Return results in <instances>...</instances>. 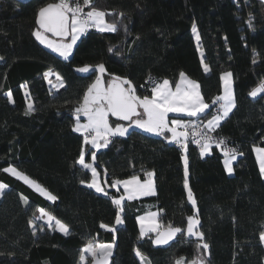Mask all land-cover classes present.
<instances>
[{
	"label": "trees",
	"instance_id": "16d2710c",
	"mask_svg": "<svg viewBox=\"0 0 264 264\" xmlns=\"http://www.w3.org/2000/svg\"><path fill=\"white\" fill-rule=\"evenodd\" d=\"M49 2L54 0H0V57H4L0 60V182L8 185L0 196V264H80L81 249L89 241L114 245L109 264H140L135 249L150 264H174L180 257L191 260L197 254L195 238L178 234L162 248L152 246L154 233L140 236L137 216L152 209H157L158 223L164 227L186 228L187 217L195 215L209 245L207 264H264V244L259 239L264 231V176L252 149L264 147V94L248 95L264 81V0H95L101 10L124 13L119 19L106 17L117 21L118 30L89 29L67 60L32 34L37 10ZM250 14L255 31L247 25ZM99 63L105 65L106 80L109 74L127 77L141 96L150 94L151 85L145 86L148 74L175 85L184 72L199 83L209 104L221 94V73H232L236 107L215 133L243 155L237 156L229 174L221 149L213 145L201 157L197 146L188 143L195 211L184 188L182 150L163 136L136 127L124 137L112 138L97 154L95 166L109 195L80 183L89 182L91 172L75 163L83 136L73 131V110L96 73L77 69ZM49 70L63 78L65 87L58 92L44 79ZM49 78L57 82L55 75ZM9 91L12 103L5 95ZM29 102L35 111L25 115ZM110 119L114 126L116 119ZM85 159L91 162V152L86 151ZM9 164L57 199L50 201L4 173ZM144 171L154 172L156 194L125 200L124 222L116 225L112 198L123 192L110 187L112 180L144 178ZM21 194L28 205L22 203ZM40 208L67 224L69 234L37 221ZM30 220L34 225H29ZM102 223L109 228H102Z\"/></svg>",
	"mask_w": 264,
	"mask_h": 264
},
{
	"label": "snow or ice",
	"instance_id": "6c2138e0",
	"mask_svg": "<svg viewBox=\"0 0 264 264\" xmlns=\"http://www.w3.org/2000/svg\"><path fill=\"white\" fill-rule=\"evenodd\" d=\"M116 15L117 19L124 16V13L106 12L95 6V0H54L38 9L36 14L37 28L33 31V36L41 44L51 49L61 58L67 60L72 54L73 46L89 29H97L100 32H116L118 23L116 20L109 22L106 17ZM248 28L255 31L252 16L250 14L247 21ZM125 31L127 28L125 27ZM193 33L199 44L200 36L196 25L193 24ZM113 49L109 48V52ZM254 51L253 63H256V53ZM202 66L205 73L210 71L209 66L203 61ZM4 60V57H0ZM81 73L95 72V79L88 84L82 98L78 101V106L73 110L75 123L73 131L83 136V144L80 148L79 157L75 163L82 169L91 172V180L88 187L94 188L96 192L108 196L109 193L101 186L99 173L97 172L96 160L100 149L108 147L114 137H124L129 129L135 126L145 132L163 136L169 143H174L182 150L181 159L184 164V188L187 190V199L191 202L194 211L196 210V200L192 190L189 187V161L187 148L189 141L196 144L200 149L201 157L209 154L213 145L223 152L225 171L231 174L233 172V162L238 155H243L235 147H227L226 138L213 136V133L221 126V122L229 117V114L236 107L232 73L223 72L220 75L222 83V94L213 98L212 103H206L201 93L200 85L197 81L180 72V79L175 83V88L168 79L157 80L151 75L145 81V86L151 85L150 95H138L137 89L127 77L115 74H109L110 79H105L106 68L103 63L94 66L84 65L78 68ZM55 75L56 83L49 78ZM44 79L50 87L57 92L65 87L63 78L59 73L49 70L44 73ZM142 86V87H145ZM22 87H26L22 86ZM264 94V81H261L256 87L248 93L250 97H257ZM8 101L13 102L12 92L5 93ZM215 109L210 119L203 121L201 117ZM35 111L33 103H27L25 115ZM169 113L183 114L188 119L176 118L169 121ZM84 122H81V117ZM111 117L116 118V122L111 121ZM121 122H127L125 125ZM170 134V135H169ZM91 146L86 148V146ZM86 151L91 152V162H86ZM253 151L257 154L260 173L264 176V147L253 146ZM4 173H10L12 176L22 180L26 185L34 188L42 196L50 201H55L57 197L31 179L23 171L9 164L2 169ZM105 175L107 170L105 169ZM86 183L85 180L80 181ZM107 183V181H105ZM122 186L124 193L119 198H112V203L116 206L115 224H123L124 201L134 200L141 196L156 194L154 183V172L144 171V179L138 175H131L126 179H113L110 187L118 188ZM8 188L3 182H0V196ZM20 199L25 205L29 204L27 197L21 194ZM40 215L36 220H43L49 229L68 235L69 226L57 219L45 209H38ZM163 211V210H161ZM157 212H149L144 216H137L140 224V236L144 237L148 233H155L156 238L152 241L154 245H167L170 241L180 234L188 238H195L196 255L191 260H185L184 257L177 258L174 264H207V253L209 245L204 240V234L199 230L200 221L195 215L187 217L186 228L175 227L169 224L163 231V225L157 223ZM35 221L30 220L29 225H34ZM102 228H109L108 225L101 224ZM43 230V229H41ZM110 230L115 231V227ZM35 235V231H34ZM259 239L264 244V231L259 233ZM114 245L111 243L103 244L89 241L82 249L80 254V264H86L87 256L91 257L92 264H109V257L112 255ZM135 254L140 260V264H150V261L143 254L135 249ZM202 251L203 254H200Z\"/></svg>",
	"mask_w": 264,
	"mask_h": 264
},
{
	"label": "crops",
	"instance_id": "0c3cea01",
	"mask_svg": "<svg viewBox=\"0 0 264 264\" xmlns=\"http://www.w3.org/2000/svg\"><path fill=\"white\" fill-rule=\"evenodd\" d=\"M73 48H74V46H73ZM230 72V71H229ZM187 76V75H186ZM188 77V76H187ZM189 78V77H188ZM165 79V78H164ZM180 79V77L178 78V80ZM191 79V78H190ZM163 80V79H162ZM194 80V79H193ZM177 82V81H176ZM171 84V83H170ZM258 85V84H257ZM256 85V86H257ZM171 86L173 87V89L175 88V85H172L171 84ZM256 86H254V87H256ZM253 87V88H254ZM222 91H223V89H222ZM222 91H221V94H222ZM234 93V92H233ZM169 115H170V117L171 116H173V117H169V121H171L172 119H176V118H180V116L181 117H183L184 115L183 114H176V113H169ZM178 116V117H177ZM211 118V115L210 116H208V118L207 119H210ZM182 119H184V118H182ZM83 121V119H81V122ZM204 121H206V120H204ZM170 135V134H169ZM256 147H260V146H257V145H255ZM253 149V148H252ZM255 153V152H254ZM255 157H256V160H257V154L255 153ZM223 160H224V157L222 158V162H223ZM258 162V161H257ZM224 164V163H223ZM258 165H259V163H258ZM97 172L99 173V180H100V183H101V186L102 187H104L105 188V186H104V184H103V182L101 181V177H100V172L98 171V169H97ZM228 173V172H227ZM232 174V173H231ZM128 178V177H127ZM144 178H141V180H143ZM91 180V179H90ZM87 183V182H86ZM154 183H155V180H154ZM87 185H88V183H87ZM121 190H122V192L124 193V190H123V187L122 186H118ZM32 188V187H31ZM34 189V188H33ZM94 189V188H93ZM106 189V188H105ZM35 190V189H34ZM95 190V189H94ZM36 191V190H35ZM38 192V191H37ZM39 193V192H38ZM40 194V193H39ZM101 194H103V193H101ZM43 197H45V196H43ZM46 198V197H45ZM139 198V197H138ZM149 212H157L158 213V211H157V209H152V210H150V211H146V212H142V213H140V215L139 216H144L146 213H149ZM156 221H157V223H158V216L156 217ZM138 222V221H137ZM53 223H54V221H53ZM138 226H140V224L138 223Z\"/></svg>",
	"mask_w": 264,
	"mask_h": 264
},
{
	"label": "water",
	"instance_id": "95a60500",
	"mask_svg": "<svg viewBox=\"0 0 264 264\" xmlns=\"http://www.w3.org/2000/svg\"><path fill=\"white\" fill-rule=\"evenodd\" d=\"M19 2H23V3H25V2H28V1H30V0H18ZM50 3V2H49ZM44 6V5H43ZM37 12H38V10H37ZM37 14V13H36ZM35 21H36V17H35ZM37 26V25H36ZM114 118V117H113ZM116 119V118H115ZM176 227H178V226H176ZM167 227H164L163 229H161L162 231L164 230V229H166ZM177 237L178 236H176L175 238H174V240H172V241H170L167 245H154L153 243H152V241L156 238V234L154 233L153 234V236H152V240H151V243H152V246H154V247H162V248H165V246H168V245H170L172 242H174L176 239H177Z\"/></svg>",
	"mask_w": 264,
	"mask_h": 264
},
{
	"label": "rangeland",
	"instance_id": "374dc122",
	"mask_svg": "<svg viewBox=\"0 0 264 264\" xmlns=\"http://www.w3.org/2000/svg\"><path fill=\"white\" fill-rule=\"evenodd\" d=\"M177 81H178V80H177ZM150 94H151V93H150ZM150 94H149V95H150ZM214 112H215V110H214L210 115H212ZM210 115H209V116H210ZM169 117H170V115H169ZM171 117H173V116H171ZM171 117H170V118H171ZM177 117H178V116H177ZM180 118L188 119V117H186V116H183V117L180 116ZM207 118H208V117H207ZM201 119H202V117H201ZM202 120L204 121V119H202ZM205 120H207V119H205ZM82 122H84V117H83V121H82ZM133 127H135V126H133ZM217 139H218V138H217ZM189 142H190V141H189ZM198 151H199V150H198ZM199 153H200V151H199ZM207 155H208V154H207ZM223 157H224V156H223ZM39 215H40V213H38L37 216H39ZM37 216H36V217H37ZM37 221H43V220H37ZM53 227H54V223H53ZM150 233H151V232H150ZM151 234H153V233H151ZM90 264H92L91 257H90Z\"/></svg>",
	"mask_w": 264,
	"mask_h": 264
},
{
	"label": "built area",
	"instance_id": "2783aa9c",
	"mask_svg": "<svg viewBox=\"0 0 264 264\" xmlns=\"http://www.w3.org/2000/svg\"><path fill=\"white\" fill-rule=\"evenodd\" d=\"M151 75L153 78L157 79L156 77H154L152 74H148L146 76V79L148 78V76ZM146 81V80H145ZM80 134V133H79ZM213 136L218 138V136L216 135V133L214 132L213 133ZM226 144H227V147L231 148V147H234L233 145H231L227 140H226ZM196 145V144H195ZM197 146V145H196ZM180 148V147H179ZM197 149L200 151L199 147L197 146ZM222 151V150H221Z\"/></svg>",
	"mask_w": 264,
	"mask_h": 264
}]
</instances>
